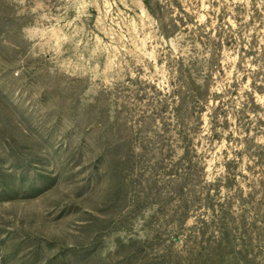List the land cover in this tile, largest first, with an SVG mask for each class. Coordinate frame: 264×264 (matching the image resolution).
<instances>
[{
  "label": "rangeland",
  "instance_id": "obj_1",
  "mask_svg": "<svg viewBox=\"0 0 264 264\" xmlns=\"http://www.w3.org/2000/svg\"><path fill=\"white\" fill-rule=\"evenodd\" d=\"M0 264H264V0H0Z\"/></svg>",
  "mask_w": 264,
  "mask_h": 264
}]
</instances>
